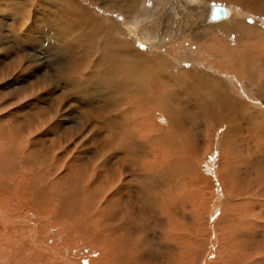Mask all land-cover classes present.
<instances>
[{
  "label": "bare ground",
  "instance_id": "obj_1",
  "mask_svg": "<svg viewBox=\"0 0 264 264\" xmlns=\"http://www.w3.org/2000/svg\"><path fill=\"white\" fill-rule=\"evenodd\" d=\"M96 1L99 6L105 5L110 10H120L136 18L145 14L147 6L146 0ZM216 1L227 2L237 8L213 3L209 9L203 10L207 0L183 2L184 10L178 11V14L184 15L190 10L194 15L189 21L184 18L182 22L177 21L171 35L163 40L166 45L175 42L174 48H164L157 39V19L165 7H159L151 15H143L140 20L127 24L125 30L131 37H136L139 44L157 49L155 56L150 58L144 50H138L124 38L118 37L115 28L97 15L95 8L89 7L85 0H0L2 9L12 8V11L5 9L0 12V56L3 55L2 50L11 44L3 42L7 36L16 47L23 44L25 49L21 51L22 54L27 51L46 53L48 47L62 48L58 56L63 58L65 64L64 70L47 73L50 61L42 68H36L34 61L28 64L24 60L20 48L19 53L16 51L11 58L12 62L9 60L6 64H0V186L20 187L22 191L19 194L27 195L26 199L33 205L34 202L42 204L48 199L58 201L59 209L55 217L65 213L75 217L71 222L73 228L90 238V245L101 248L103 264H186L182 261V254L186 253L192 255L191 264H264V160L246 163L237 154L240 140L245 141L241 143L244 147L240 148L249 153L255 154L260 148L264 149V61L262 65L254 66V59L248 53L249 50H258L257 47H250L248 40L251 39L263 48L258 53L259 58L264 56V19L258 20L259 16L255 19L253 14L250 16L255 12L264 17V0ZM136 22H140L141 26H136ZM240 42L247 51L229 52L232 44ZM160 49H164L165 53ZM163 55L170 59L178 56L175 61L181 66L202 62L211 66L212 71H218L215 67L223 69L222 66L228 63L224 72H234L233 77L242 83L245 91L248 92L252 86L257 87V102L261 99V109L249 110L250 105L236 97L234 86L230 93L229 90H217L216 83H211L205 76L197 77L194 72L173 76L166 61L161 58L164 59ZM44 88L50 89L49 92L46 93ZM95 89L104 96L96 97ZM54 94L63 107L53 103ZM71 96L74 98L71 99ZM108 96L113 98L116 109L106 102ZM179 99L188 103L193 111L188 112L187 108L186 112L180 111L182 107L178 109L177 105ZM73 105L83 113L75 117ZM120 110L124 114L127 111L128 117L111 115ZM186 114L190 122L182 123ZM159 115L165 124L162 128V123L158 125L160 128L155 126L158 122L155 119ZM196 116L200 122L196 121ZM116 119L133 124L126 125L128 128L137 127H131L130 134L133 136L129 134V139L125 135V139L132 141L131 147L128 145L130 148L125 146L129 148V153H137L133 150L135 147L145 152L152 148L159 152V156L144 163L143 160L137 162L136 167L143 163L144 171L139 186H131L128 190V183L115 186L113 181L109 186L106 182L103 187L108 189L111 202H105L106 197L104 199L96 186H102L106 178L104 174L114 172L116 175L123 170L120 171L113 161H108L104 162V173H97L95 169L99 164L88 165L86 159L75 157L74 150L84 146L81 151L91 153L93 149H89V146L99 140L101 123L109 128L111 121ZM26 123H33L34 127L26 132L10 133ZM148 127V131H143ZM218 130L223 133L216 148L219 159L210 164L218 166V169L215 178H209L200 163L205 164L215 149V132ZM46 137L53 138V142L47 144L43 141ZM115 141L108 139L103 144H113ZM107 148H100L96 152L106 154L105 151L117 150L113 146ZM145 152L139 151L138 154ZM149 157H152L151 154ZM87 165L90 173H94L84 180L82 173L84 170L89 172L85 168ZM111 167L114 171L109 170ZM42 170H45L48 179H43ZM134 188L139 196L149 197L148 206L145 207L138 197V204L130 205L131 211L128 212L131 215L125 216L121 214L122 198L125 194L128 199L129 191ZM158 189L164 211L155 205L150 206ZM171 191L174 194L185 193L181 192L184 205L180 209L177 207L178 210L169 216ZM220 195L222 201L218 199ZM135 220H144L146 226H135ZM189 229L193 232L191 238L184 233ZM178 232L183 238L182 242L176 243L174 239ZM45 233L47 236L49 232ZM48 238L53 236L49 235ZM39 241L41 247L36 250L31 264L84 263V260L80 261L77 255H73V247L66 248L65 244H61L58 251L55 250L54 245L59 243L55 238L43 250L40 249L45 243ZM163 245H166L164 249ZM25 246L22 247L25 249ZM13 258L5 260L3 264H12ZM16 262L23 264L18 260ZM84 264H88V260Z\"/></svg>",
  "mask_w": 264,
  "mask_h": 264
},
{
  "label": "rangeland",
  "instance_id": "obj_2",
  "mask_svg": "<svg viewBox=\"0 0 264 264\" xmlns=\"http://www.w3.org/2000/svg\"><path fill=\"white\" fill-rule=\"evenodd\" d=\"M161 1V2H160ZM162 1L163 0H146L145 2H146V4H147V6H146V11H144V13L145 14H140V16H139V18H136V16H133V15H127V14H125V13H123L122 11H120V10H110L107 6H105V5H103V6H99L98 5V2L95 0V1H93V0H85V2L89 5V7H91L93 10H94V8H95V11H96V13H97V15H99V16H102L104 19H106L114 28H115V31H116V35L118 36V37H120V38H124L125 40H126V42L129 44V45H131V46H134V47H136L138 50H144L146 53H147V55L151 58V56H152V58H153V56H155V54L158 52L157 51V49L156 48H147V47H143L141 44H139V42H137L138 40L136 39V37H131L128 33H127V31L125 30V27L127 26V24H129V23H132V22H134L135 20H140L141 18H143L145 15H151L154 11H156V9L157 8H159V7H165V9H164V12L162 13V14H160V15H158V19H157V21H158V26L156 27L157 29H156V34H157V39H158V41H160V42H162V46L164 47V48H169V47H171V48H174V45L176 44L175 42H172V44L171 45H166V44H163V40H165V39H167L170 35H171V33L173 32L172 30H174V28H175V26H176V23H177V21H180V22H182V21H184V20H186V21H189L190 20V18L192 19L193 18V15H194V13L192 12V11H187L184 15H179L178 14V11H180V10H184V7L182 6L183 5V2L185 1V0H164L165 2H164V4L161 6L160 4L162 3ZM208 2H205V4H204V6H203V10L206 8V9H209V7L211 6V5H214V4H217V5H223V6H227V7H231V8H237V7H235V6H233L232 4L230 5V3H227V2H222V1H216V0H207ZM209 3V4H208ZM214 3V4H213ZM101 4H103V3H101ZM208 4V5H207ZM227 4V5H226ZM183 7V8H182ZM188 7V6H187ZM10 9H6V8H4V9H2V7H0V12L2 13L3 11H12V8L11 7H9ZM171 8V9H170ZM6 9V10H5ZM3 10V11H2ZM154 10V11H153ZM168 12V13H167ZM199 12H202V10H200ZM252 14L255 16V19H257L258 18V16H259V19L258 20H260V18H261V20L263 21V19H264V17L263 16H260L259 14H257V13H255V12H252L251 13V17H252ZM144 15V16H143ZM98 16V17H99ZM192 16V17H191ZM163 17V18H162ZM183 18H184V20H183ZM121 22H123V23H121ZM140 23V22H139ZM138 22H136L135 24H136V26H138V27H140L141 25L139 24ZM257 24L259 25L260 24V21H258L257 22ZM140 25V26H139ZM6 29V27L5 28H3V30H5ZM150 29V28H149ZM139 30H140V28H139ZM148 30V29H147ZM151 30V29H150ZM152 31V30H151ZM3 35H5V34H3ZM6 36V35H5ZM4 38V37H3ZM253 38V37H252ZM10 40V41H9ZM251 39H249L248 40V42L251 44L250 45V47H252V46H254V47H257L258 48V50H249V52L248 53H250L251 54V57L254 59V66H259V65H262L263 64V61H264V56L263 57H260L259 58V56H258V53L260 52V51H262V47L260 46V45H258V44H256V41L255 40H253V41H250ZM7 42V43H11V44H9L7 47H5L4 48V50H2L3 52H2V56H0V64H6V63H8L9 62V60H10V62H12V60H11V58L13 57V56H15L16 55V51L18 52L19 51V49L18 48H20V53H21V51L22 50H24L25 49V47L23 46V44L22 43H20V44H22V46H20L19 44V46L17 45V47H16V45H15V43H14V41L10 38L9 39V37H5L4 39H3V42ZM252 42H253V44H252ZM14 43V44H13ZM153 43H154V41H153ZM239 44V45H238ZM13 45V46H12ZM14 46H15V48H16V50L14 49ZM161 46V47H162ZM233 47V48H232ZM236 49H235V48ZM238 47V48H237ZM240 47V48H239ZM9 48V49H8ZM142 48V49H141ZM243 49V50H242ZM244 47H242V44H241V42L240 43H234V44H232L231 45V47H229V52H240V51H244ZM15 50V51H14ZM239 50V51H238ZM246 50V49H245ZM6 51V52H5ZM62 48H59V49H55V48H51V47H48L47 48V52L45 53V52H43L42 54L41 53H32V52H30L29 53V51H27V52H24L23 54L21 53L20 55L21 56H25L24 57V60H26V62L28 63V64H32L33 63V61H34V66L36 67V68H42V66H45V64H46V62L47 61H50V69L49 70H47V73H50L51 72V70H54V71H56L57 69V71H62V70H64L63 68L65 67V64H64V62H62V60H63V58L61 57V56H58V55H60V52L62 53ZM159 51H161L162 53H165V51H164V49H160ZM247 51V50H246ZM18 52V53H19ZM23 52V51H22ZM45 53V54H44ZM244 53V52H243ZM15 54V55H14ZM38 54V55H37ZM252 54H253V56H252ZM27 55V56H26ZM40 55V56H39ZM46 55V56H45ZM164 56V59H163V57L161 56V58H162V60H164V62L166 61V64H167V67H168V69L171 71H169L173 76H179V74L181 75V76H183V75H187V73H190V72H194L195 73V75L197 76V77H199V76H201V77H204V78H206L207 80L209 79L210 80V82L211 81H213L214 83H216V85L218 86L216 89L217 90H224V91H227V90H229V92L230 93H232L233 92V90H232V87L234 86L235 87V90H234V92H235V94H236V97L238 98V99H240L241 100V102L243 103V101H244V103H247V104H249L250 105V109L249 110H251V109H253V110H257V109H261V105H262V101H261V99H260V101L259 102H257L258 100H259V93H258V89H257V87H254V86H252L251 88H250V90L247 92V91H245V89H244V87L242 86L241 87V85H242V83L239 81V80H237V79H235V76L233 77V74H234V72H227V71H225L224 72V70H225V68L227 67V65H228V63L227 64H225V65H223L222 67H223V69H221L220 67H215L216 69L218 68V71H212V67L211 66H209V65H205V63H199L198 65L197 64H191V63H188V64H185L184 66H181V65H179L176 61H175V58H177L178 56H173L172 57V59H170V58H168L166 55H163ZM59 57V58H58ZM166 57V58H165ZM255 57V58H254ZM6 60H5V59ZM61 58V59H60ZM155 58V57H154ZM185 58L186 59H188L189 57L188 56H185ZM262 58V59H261ZM56 59V60H55ZM53 60V61H52ZM256 60V61H255ZM30 63H29V62ZM36 61V62H35ZM2 62V63H1ZM54 62V63H53ZM169 62V63H168ZM59 63V64H58ZM61 63V64H60ZM262 63V64H261ZM53 65H54V67H53ZM61 65V66H60ZM202 65V66H201ZM199 66V67H198ZM201 66V67H200ZM204 66V67H203ZM226 66V67H225ZM52 67V68H51ZM211 67V68H210ZM189 68V69H188ZM198 68H199V70H198ZM209 68V69H208ZM214 68V69H215ZM60 69V70H59ZM191 69V70H190ZM190 70V71H189ZM198 70V71H197ZM222 72H220V71ZM53 71V72H54ZM187 71V72H186ZM177 72H179V73H177ZM198 72H199V74H198ZM225 74H224V73ZM52 73V72H51ZM182 73V74H181ZM220 73V74H219ZM227 73V74H226ZM223 74V75H222ZM199 75V76H198ZM211 77H210V76ZM224 76V77H223ZM215 80H214V79ZM227 78V79H226ZM213 79V80H212ZM238 81V82H237ZM213 82H211V83H213ZM224 85V86H223ZM226 85H227V87H226ZM242 88V89H241ZM255 88H256V90H255ZM239 89V90H238ZM252 89V90H251ZM49 90L50 89H48V88H44V91L46 92V93H48L49 92ZM241 90V91H240ZM257 91V92H256ZM94 92H95V95H96V97H102V96H104L103 95V93L102 92H100V90H98V89H95L94 90ZM243 92V93H242ZM252 92V93H251ZM246 93V94H245ZM249 94V95H248ZM252 95V96H251ZM257 96V97H256ZM71 99H73L74 98V96H71L70 97ZM56 99V100H55ZM80 100V99H79ZM249 100V101H248ZM108 101V103H110L111 105H112V107H114L115 106V108L114 109H116V104L115 103H113L114 102V100H113V98L111 97V96H108V98H106V102ZM110 101V102H109ZM179 102H178V109H180V107H182L181 109H180V111H185L186 112V110L188 109V112L189 111H193V110H191V106L187 103L186 104V102H184V100H181V99H179L178 100ZM184 102V103H183ZM257 102V103H256ZM53 103H58V104H60L59 103V101L57 100V98H56V96H55V94H54V96H53ZM68 103H69V101L67 100L66 101V104L68 105ZM78 103V106H79V108H80V101H78L77 102ZM255 104V105H254ZM61 105V104H60ZM183 105V106H182ZM185 105H187L186 107H185ZM62 106V105H61ZM190 106V107H189ZM63 107V106H62ZM111 107V109L112 110H114L113 108ZM185 108V109H184ZM187 108V109H186ZM77 109V110H76ZM29 109H26V112L27 113H30L29 111H28ZM72 110H74V111H76V114H75V117H77V115H78V113H83V111H81L80 109H78V108H76L74 105H73V107H72ZM127 114V111L125 112V114H124V112L123 111H121L120 110V112L118 111V112H115V113H113V114H111L112 116H115V115H121V116H125ZM127 116V115H126ZM160 117H158L157 119H155V122H157L156 124H155V126L156 127H159L160 128V126H158L159 125V123L161 124L162 123V125H161V128L162 127H164L165 126V124H164V121L162 120V117H161V115H159ZM75 117H71V118H75ZM128 117V116H127ZM198 120H197V119ZM159 119V120H158ZM187 114H186V117L183 119V121H182V123H185V122H190L189 121V119H187ZM195 119H196V121H198V122H200V120H199V117L198 116H196L195 117ZM194 119V120H195ZM184 120H186V121H184ZM163 121V122H162ZM73 122H75V124L77 123V121H73ZM127 123V124H126ZM70 124H72V123H70ZM125 124V125H124ZM8 125V124H7ZM25 126L24 127H21V128H18L16 131H13V130H11V132L10 133H15V132H18V133H20V132H26V131H29L30 129H32L33 127H34V124L33 123H26V124H24ZM85 125H88V124H85ZM123 125V126H122ZM126 125H133V124H131V123H128V122H126L125 120H119V119H116V120H113V121H111V123L109 124V128H108V125H105L104 123H101V126H100V129H99V132L101 133V135H100V137H98V139L99 140H97V141H95V142H93L92 143V145H90L89 146V149L91 148V149H93V151L91 152V153H85V152H82L81 151V149H82V147H84V146H80V149L79 150H77V149H75L74 151L76 152V156L75 157H78V158H80V159H82V158H84V159H86V161H87V163H88V165L90 164V165H92V164H94L95 165V163H96V165L97 164H99L98 166H97V169H95V172H97V173H104V170H103V166H104V164L106 163V162H111V161H113L114 162V165L120 170V171H122V172H118V173H116V175H114V172H113V174L111 173V172H108V173H106V174H104V176H106V178L104 179V181H103V184H102V186H96V187H98V189L99 190H101V193H102V195H103V197H104V199H105V197H106V199H105V202H111V200H110V198H109V191H108V189L106 190L103 186H106L105 184H106V182L109 184V186H110V183H112L113 181L115 182H113L112 184L113 185H115V186H122V185H124L125 183H128L129 184V188H128V190L131 188V186H139V184H140V180H141V178H142V175L141 174H143L144 173V171H142V169H143V163H144V161L145 160H147V159H151V158H153V157H157V156H159V152L157 151V153H156V150H154V149H152V148H149L146 152L145 151H142L140 148H137V147H135L133 150H135L134 152H137V153H133V154H131V153H129V148L131 147V143H132V141H128V139H129V137L130 136H133L132 134H130V133H132L131 132V127H136V126H130V128H128V126L126 127ZM27 126V127H26ZM32 126V127H31ZM27 128H28V130H27ZM30 128V129H29ZM104 128H106V130H104ZM108 128V129H107ZM137 128V127H136ZM60 129H62V128H60ZM138 129H141V128H138ZM150 128L148 127L147 129H145V130H143V131H148ZM20 130V131H19ZM23 130V131H22ZM117 130V131H116ZM120 130V131H119ZM121 131H122V133H121ZM125 131H128V132H126L127 134H125ZM104 132V133H103ZM113 132V133H112ZM119 132V133H118ZM212 132V131H211ZM210 132V133H211ZM213 132H215V131H213ZM215 133H217L215 136H216V139H217V144H216V147H215V149H213V151H211V154L209 155V157L206 159V162H205V164H203L202 165V163H200V167H201V169H203V171L206 173L207 172V174H205V175H208V177L209 178H215L214 176H216V170L218 169V166H211L210 164H211V161L214 163V162H216L218 159H219V154H217L218 152H217V147H218V145H219V142H220V138H222V135H223V133H222V131H217V132H215ZM124 135V137H123V135ZM130 134V136H128ZM125 135L127 136V140L125 139ZM113 137H115V138H113ZM83 138V137H82ZM51 139H53V138H51ZM49 137H46L43 141H45L47 144H49L50 142H53V140H51ZM76 140H79V139H81V138H75ZM108 139L109 140H111V139H114V140H116L115 142H113V144H111V143H108V144H103L104 143V141L105 142H107L108 141ZM103 140V141H102ZM126 140V141H125ZM63 141V140H62ZM41 142V141H40ZM64 142V141H63ZM123 142V143H122ZM130 144H129V143ZM38 143V142H37ZM243 143H245V141L244 140H240L239 141V143H238V146H239V148H238V150H237V154H238V157H241L240 159L242 160H246V163H249V162H253V161H255V160H264V149H259L257 152H255V154H256V156H255V154L254 153H249V152H247L243 147V145L242 144ZM261 144V143H260ZM125 147V146H128V145H130V147L128 148H124V149H122L123 148V146ZM69 146H71V144H69ZM108 146H113L114 148L116 147L117 148V150H115V152H108V151H105L106 152V154L104 153V152H96V150H98V149H100V148H102V149H108L107 147ZM121 146V147H120ZM241 146H243L242 148H240ZM119 147V148H118ZM73 148V147H72ZM95 149V150H94ZM138 149V150H137ZM241 150H243V151H245V152H243V151H241ZM116 151H117V153H116ZM123 151V152H122ZM126 151H128V152H126ZM145 152V153H141L142 154V156H141V154L139 153L138 154V152ZM155 151V152H154ZM151 152V153H150ZM93 153V154H92ZM99 153V154H98ZM101 153V154H100ZM146 153H148L147 155H146ZM258 153V154H257ZM259 153H260V155H259ZM84 154V155H83ZM109 154V155H108ZM111 154V155H110ZM150 154H151V156L152 157H149L150 156ZM241 154V155H240ZM251 154H252V156H251ZM83 155V156H82ZM97 155V156H96ZM121 155V156H120ZM125 155H127L128 156V158L130 159L129 161L127 160L128 158H127V156H125ZM135 155V156H134ZM254 155V156H253ZM99 156H101V157H99ZM116 156V157H115ZM138 156V157H137ZM247 156V157H246ZM97 159H96V158ZM125 157V158H124ZM137 157V158H136ZM149 157V158H148ZM257 157H259V158H257ZM260 157H261V159H260ZM100 158V159H99ZM212 158V159H211ZM96 159V160H95ZM102 159V160H101ZM125 159V160H124ZM135 160L136 162H134L133 160ZM97 160H99V161H97ZM115 160H116V162H115ZM121 160L123 163H124V165L123 164H121L122 162L119 161ZM131 160L133 161V162H131ZM143 160V163L140 165V166H138V167H136L135 165L136 164H138V163H140L141 161ZM59 161V160H58ZM93 161V162H92ZM105 162V163H104ZM127 162V163H126ZM130 162V163H129ZM138 162V163H137ZM101 163V164H100ZM103 163V164H102ZM126 164H128V165H126ZM133 164V165H132ZM88 165L87 166H85V168L89 171V172H85V170H84V172L82 173L83 174V178H84V180L85 179H88V177L92 174V173H94L93 171H92V173H90V168H88ZM93 165V166H94ZM119 165V166H118ZM207 165V166H206ZM125 166V167H124ZM20 167L22 168L23 167V164H21V162H20ZM102 167V168H101ZM126 167H128V168H126ZM130 167V168H129ZM205 167H207V168H205ZM136 168L138 169L137 171H136ZM141 168V169H140ZM100 169V170H99ZM102 169V170H101ZM128 171H127V170ZM129 169H130V171H129ZM132 169V170H131ZM206 169V170H205ZM209 169V170H208ZM98 170V171H97ZM109 170H112V171H114V168L113 167H111ZM139 170H141V171H139ZM134 171V172H133ZM127 172H128V174H127ZM129 172H131L132 174H130ZM140 172V173H139ZM45 173V170H42L41 171V175L43 176V179H48L47 177H46V174H44ZM46 173H48V172H46ZM88 173V174H87ZM48 174H50V173H48ZM127 174V175H126ZM135 174H136V176H135ZM114 175V176H113ZM131 177H130V176ZM134 175V176H133ZM141 175V176H140ZM75 176H77V177H79V175H76V173H75ZM80 176H81V174H80ZM85 176V177H84ZM119 176H120V178H119ZM127 176V177H126ZM87 177V178H86ZM111 179H110V178ZM115 177H117V179L115 178ZM132 177H134V178H132ZM129 180H128V179ZM120 179V180H119ZM118 180V181H117ZM119 183H117V182ZM130 181V182H129ZM102 188V189H101ZM21 188L20 187H10V188H1V186H0V213L2 212V214H0L1 216H0V228H1V230H0V264H3L4 262H5V260H9V259H11V258H13V257H15V258H13V262H12V264H14V261L16 262V260H18V261H20V263H23V264H31V262H32V260L34 259V255H35V253H36V250L37 249H39V247H41V245H40V241L39 240H42V244H43V242L45 243V244H43L44 246H42V249H40V250H43V247H47L48 245H51L52 244V242H53V239L55 238V239H57V241L59 242V243H57L56 245H54V248H55V250L57 249V248H59V246H61V244L63 245V244H65L64 246L67 248H70V247H73L74 248V253H73V255H77L78 257H79V260L81 261H83L84 260V263H85V261L86 260H88V264H103V262H104V259L100 256L101 255V248H99V246L97 247V246H93V245H90V241H89V239L88 238H86V236H85V234H83L82 232L80 233V232H78V231H76L73 227H74V225L72 224L73 223V221L75 220V217H71L70 215H68L67 213H65L64 215H61V216H59V217H55V213H56V211L59 209V206L57 205V203H58V201H54V200H52V199H48V200H46V201H44V202H42V204H37V202H36V204H35V202H34V205L32 204V203H30V201L28 200V199H26L27 197V195H25V196H22L21 194H19L21 191H22V189L20 190ZM127 190V191H128ZM136 191V188H134V189H132V191L130 190L129 191V193L128 194H130V195H128V199L125 197V194H124V196H123V198H122V213L121 214H123V215H131L128 211H131L130 210V205L131 206H133V205H135V204H138V202H137V200H136V198H138L139 197V200L141 201V203L145 206V207H147L148 206V196H144V195H141V196H139V193H137V192H135ZM181 192H183V193H185L184 191H181ZM181 192H179L178 194H174L172 191H171V193H170V196H169V200L171 201V204H173V205H169V213H168V215L169 216H171L172 215V213L173 212H176L178 209H176L177 207L180 209L181 207L180 206H182V205H184V203H183V200H182V193ZM161 194V192H160V190L158 189L157 190V192L154 194V200H152L151 202H150V206H154L155 205V207H157V208H159L160 209V211L162 210V211H164L163 210V207H162V203H161V199H162V195H160ZM133 194V195H132ZM138 194V195H137ZM106 195V196H105ZM187 195V194H186ZM132 196V197H131ZM188 196V195H187ZM175 197V198H174ZM177 197V198H176ZM219 200H223L222 198H221V195L219 196V198H218ZM107 200V201H106ZM178 200V201H177ZM174 201V202H173ZM23 202V203H22ZM27 202V203H26ZM46 202V203H45ZM55 202V203H54ZM179 204H178V203ZM7 204V205H6ZM43 204H46V205H43ZM55 204V205H54ZM18 205V206H17ZM33 205V206H32ZM10 206V207H9ZM20 206V207H19ZM26 207V208H24V207ZM36 206V207H35ZM47 206V207H46ZM166 206V205H165ZM8 207V208H7ZM14 207H15V210H14ZM74 207L76 208L77 207V205L76 204H74ZM186 207V206H185ZM2 208V209H1ZM19 208V209H18ZM21 208H22V210H21ZM25 210H24V209ZM72 208H73V206H72ZM71 208V209H72ZM78 208H79V210L80 211H82L81 210V208L78 206ZM55 209V210H54ZM10 210V211H9ZM18 210V211H17ZM19 210H21V211H19ZM44 210V211H43ZM47 210V211H46ZM72 210H74V209H72ZM43 211V212H42ZM14 212L16 213V214H14ZM21 212V213H20ZM45 212H46V214H45ZM52 212V213H51ZM19 214H21L20 216H19ZM40 214V215H39ZM44 214V215H43ZM6 215V216H5ZM66 215V216H65ZM77 214H76V212H75V216H76ZM15 216V217H14ZM64 216V217H63ZM69 216V217H68ZM61 217V218H60ZM32 219V220H31ZM34 219V220H33ZM170 219V218H169ZM6 220V221H5ZM19 220V221H18ZM20 220H23V221H20ZM4 221V222H3ZM9 221H11L12 222V224L9 222ZM33 221V222H32ZM35 221H36V223H35ZM47 221V222H46ZM142 221V223H140ZM135 220L134 222H133V224L135 225V226H142V227H145L146 226V223H145V221L144 220ZM18 222V223H17ZM25 222V223H24ZM72 222V223H71ZM144 222V223H143ZM5 223V224H4ZM23 223V224H22ZM36 225H35V224ZM38 223V224H37ZM41 223H43L42 225H41ZM45 223V224H44ZM71 223V224H70ZM35 225V227H34V225ZM55 226H54V225ZM29 225V226H28ZM41 227H40V226ZM51 225V226H50ZM145 225V226H144ZM3 226H4V228H3ZM18 226H22V227H18ZM31 226V227H30ZM33 226V227H32ZM10 227H11V229L12 230H10ZM16 227V228H15ZM29 227V228H28ZM37 227V228H36ZM36 228V229H35ZM20 229V230H19ZM31 229V230H30ZM52 229H54V230H52ZM83 229H84V227H83ZM85 230V229H84ZM14 231V232H13ZM22 231V232H21ZM32 231V232H31ZM192 230H187V231H185L184 233L186 234V233H188L189 235H188V237L189 238H191V237H193V232H191ZM26 232V233H25ZM31 232V233H30ZM39 232V233H38ZM45 232H49V233H47V236H46V233ZM73 232H74V234H73ZM29 234V235H28ZM33 234H34V237H33ZM36 234V235H35ZM52 235L53 236V238H51V239H49L48 238V236L49 235ZM62 234V235H61ZM42 235V236H41ZM44 235V236H43ZM180 235V232H178L175 236H176V239H174L175 240V242L177 243V242H182L181 241V239L183 238L181 235V237L179 236ZM5 236V237H4ZM41 236V237H40ZM7 237V238H6ZM36 237V238H35ZM39 237V238H38ZM44 237V238H43ZM83 237V238H82ZM26 238V239H25ZM62 238V239H61ZM70 238V239H69ZM21 239V240H20ZM23 239H24V241H23ZM32 239H34V240H32ZM39 239V240H38ZM59 239V240H58ZM71 240H73V241H71ZM20 241V242H19ZM37 241H38V243H37ZM84 241H85V243H84ZM19 243V244H18ZM20 243H21V245H20ZM30 243V244H29ZM35 243V244H34ZM37 243V244H36ZM84 243V248H83V246H82V244ZM17 244V245H16ZM25 244H26V246H25ZM88 244V245H87ZM213 244H214V246L216 247V248H218V244L215 242V241H213ZM19 246V247H18ZM22 246H25V249H24V247H22ZM30 246V247H29ZM34 246V247H33ZM92 246V248H90ZM14 247V248H13ZM21 247V248H20ZM27 247V248H26ZM32 247V248H31ZM87 247V248H86ZM90 249H89V248ZM166 247V245H163L162 246V249H164ZM10 248V249H9ZM16 248V249H15ZM98 248V249H97ZM161 249V250H162ZM10 250V251H9ZM22 250V251H21ZM31 250V251H30ZM12 251V252H11ZM21 252V253H18V252ZM57 251H58V249H57ZM9 252H10V254H9ZM17 252V253H16ZM28 252H30V253H28ZM32 252V253H31ZM76 252V253H75ZM12 253V254H11ZM23 253H24V255H23ZM189 254V255H188ZM13 255V256H12ZM17 255V256H16ZM19 255V256H18ZM31 255H33L32 257H31ZM83 255V256H82ZM185 255H186V257H185ZM10 256H12V257H10ZM21 256V258L19 259V257ZM29 257V258H28ZM6 258V259H5ZM23 258V259H22ZM26 258H28V260L26 259ZM26 259V261H24ZM91 259V260H90ZM184 259V260H183ZM191 259V260H190ZM67 260H73L72 258H68ZM25 263H24V262ZM165 261V260H164ZM182 261L183 262H185L186 264H191V262H192V255L190 254V253H186V254H182ZM75 261H73V263H74ZM170 262V260L168 261V263ZM83 263V264H84ZM243 263H245V262H243ZM15 264H18L17 262L15 263ZM33 264H36V263H33ZM43 264H46V262L45 263H43ZM156 264H160V262H157Z\"/></svg>",
  "mask_w": 264,
  "mask_h": 264
}]
</instances>
